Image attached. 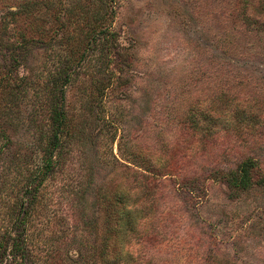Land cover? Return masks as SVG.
<instances>
[{"label": "rangeland", "instance_id": "1", "mask_svg": "<svg viewBox=\"0 0 264 264\" xmlns=\"http://www.w3.org/2000/svg\"><path fill=\"white\" fill-rule=\"evenodd\" d=\"M95 2L0 0V264H94L99 188L144 152L182 171L158 184L142 264H264V186L234 196L205 178L245 157L264 169V33L239 21L240 0H110L118 53L77 63Z\"/></svg>", "mask_w": 264, "mask_h": 264}, {"label": "trees", "instance_id": "2", "mask_svg": "<svg viewBox=\"0 0 264 264\" xmlns=\"http://www.w3.org/2000/svg\"><path fill=\"white\" fill-rule=\"evenodd\" d=\"M95 1L96 8L91 11L88 29L79 44L81 50L77 63L85 60L87 56L90 57L89 50L94 51L98 45L105 46L108 61H111V53H118L116 33L111 30L113 10L110 0ZM236 12L237 18L248 31L264 33V0H240ZM102 51L104 52L103 47ZM72 53L73 50L69 52L68 61L74 60ZM105 73L107 83L101 86V93H104L116 78L113 69H106ZM50 119L52 128L47 141L48 147L44 152L42 178L53 168L54 149L62 142L66 132L67 121L61 107L52 109ZM191 125L198 133L200 131L199 134L206 135V126L201 128L196 120ZM135 156L141 165L134 162H130V165L123 164L129 174L127 172L122 178L109 181L99 188L97 202L100 219L93 228L97 238L94 264L143 263L144 245L155 236L153 223L156 222L157 216L155 205L160 201L158 189L162 183L161 179L165 176H177L179 171H182V163L176 160L165 158L159 163V160L155 159L157 155L145 152ZM159 156L165 157L163 154ZM170 157L176 156L172 154ZM205 178L222 180L231 195L235 196L254 186H264V169L254 158L245 157L234 167L211 169ZM6 242L7 240L0 239V250ZM25 244L24 241L23 245ZM10 245L14 251L24 249L18 242L13 241Z\"/></svg>", "mask_w": 264, "mask_h": 264}]
</instances>
